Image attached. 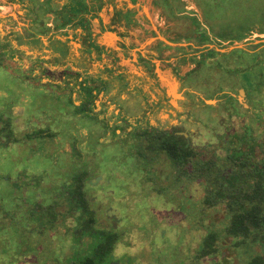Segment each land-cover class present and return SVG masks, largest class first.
<instances>
[{
	"label": "rangeland",
	"instance_id": "374dc122",
	"mask_svg": "<svg viewBox=\"0 0 264 264\" xmlns=\"http://www.w3.org/2000/svg\"><path fill=\"white\" fill-rule=\"evenodd\" d=\"M160 3L171 17L179 19L186 27L185 31L199 34L204 41L178 37L183 41L181 44L188 47L187 56L181 57L178 64L171 58L178 56V52L183 54L184 46L180 44L177 49L176 45H169L165 48L170 52L168 57L161 62L156 60L155 66L151 67L153 78L151 72H142L141 79L130 76V85L116 95L110 92L109 95L96 94L86 112L76 111V106L81 104L80 97L69 102L65 93L72 88L67 85L40 87L37 86L38 79L29 77L32 71L27 74L15 69L17 74L12 75L0 66V117L2 114L9 117L14 128L12 137L18 139L11 142V137L1 141L9 147L0 151L5 154H0V188L7 185L9 173L16 172H25L22 175L25 181L32 173L46 171L49 175L46 184L55 185L59 182V171L68 169L66 166L74 168L85 164L91 170L89 183L95 186V189H88V194L95 201L99 219L104 224H114L121 231L122 244L118 245L114 255L128 254L135 259L131 260L133 264H174L175 251L182 248V253L188 250L191 258L206 228L216 230L221 227V221L211 223L207 216L215 211L221 213V207L207 209L201 206L202 184L184 178L176 180L164 156L152 164L158 175L156 180L164 185L165 197L171 203L159 206L156 212L153 211V195L146 188L149 178L142 170L132 171L140 162L127 154L134 153L135 142L129 130L138 119H145L147 115L146 107L136 108V98L142 95L143 106V99L150 102L156 98L150 89L153 85L155 92H159L158 86L154 87L156 74L174 81L177 85L175 92L180 94L179 98H169L158 109V116L164 125L179 124L178 131L188 133L192 145H219L220 139L215 132L228 138L233 133L241 135L245 127L250 131L247 135L256 141H264V50L248 55L244 51L257 50L264 44V0H160ZM3 21L0 4V26ZM207 48L217 50L212 51V56L207 53ZM231 49L234 51L230 52ZM222 52L226 54L222 55ZM190 53L196 57L205 53L203 56L207 62L195 67ZM213 57L218 58L217 67ZM28 79L37 85L27 83ZM241 85L249 98L236 92L237 89L240 91ZM223 92L235 98L232 107L231 103L224 102ZM127 99L133 100V104L127 107L126 120L121 121L118 112L120 106L127 105ZM177 99L181 103L176 102ZM13 109L16 112L13 113ZM149 119L151 125H156L155 119L151 116ZM211 129L214 133L210 132ZM35 131H41L42 137H26ZM23 195L26 197L28 192L23 190ZM8 203L15 206L10 200H3L1 205L6 208ZM65 223L39 234L36 224L28 221L22 231L20 229L23 236L0 234V246L8 249L5 254L0 253V264H68L73 251L83 247L75 242L69 232L71 227ZM10 228L14 229L9 226L0 232ZM30 229L37 231L32 233ZM229 246L237 256L241 248L233 244ZM219 249L223 250L222 244ZM242 258H235L238 259L235 263L242 264Z\"/></svg>",
	"mask_w": 264,
	"mask_h": 264
},
{
	"label": "trees",
	"instance_id": "16d2710c",
	"mask_svg": "<svg viewBox=\"0 0 264 264\" xmlns=\"http://www.w3.org/2000/svg\"><path fill=\"white\" fill-rule=\"evenodd\" d=\"M83 89L88 91L89 96L86 102L76 106L77 112H86V105L95 97L91 94V89ZM228 98H232L231 95ZM8 118L5 114L0 117V151H6L9 147L1 141L14 136V128ZM40 132L26 134V137H42ZM132 133L135 140L134 153L127 154L140 162L139 167L132 171L142 170L149 178L146 188L153 195L154 212L159 206L171 203L165 197L164 185L156 180L158 175L152 164L161 156L168 160L176 180L184 178L202 184L204 195L201 206L222 209L221 213L215 211L207 214L209 222L221 221V227L216 230L206 228L205 235L201 236L191 258L188 250L182 253L184 248L175 251L177 255L174 264H230V260L236 264L238 259L235 258L242 257V264H264V141L258 142L254 137L248 136L250 131L247 127L241 135L233 133L228 138L220 136V144L211 147L194 146L187 143L181 135L154 129L142 130L140 126H136ZM47 135L50 136L51 133ZM12 141L16 142L18 139L12 137ZM81 164L74 168L66 166L68 169L59 171V182L55 185L46 184L49 180L46 171L32 173L25 181L22 178L25 172L9 173L7 185L0 188V230L9 226L14 229H6L0 234L23 236L20 229L22 231V226L27 225L28 221L36 224L39 234H44L66 222V226L71 227L69 232L75 242L83 247L73 251L68 264H133L131 260L135 259L128 254L115 257V250L122 244L121 231L114 224H104L99 219L95 201L88 194V189H95L89 183L91 170ZM52 188L56 191L51 190ZM23 190L28 192L26 197ZM3 200H10L15 206L8 203L4 208L1 205ZM30 230L32 233L37 231ZM220 244L223 245L222 251L219 249ZM231 244L241 248L237 256L230 250ZM7 250L0 246V253L5 254L4 251Z\"/></svg>",
	"mask_w": 264,
	"mask_h": 264
},
{
	"label": "crops",
	"instance_id": "0c3cea01",
	"mask_svg": "<svg viewBox=\"0 0 264 264\" xmlns=\"http://www.w3.org/2000/svg\"><path fill=\"white\" fill-rule=\"evenodd\" d=\"M0 4L5 70L12 75L17 74L15 69L32 71L29 77L39 84L26 82L40 87L67 85L72 88L65 93L70 103L77 96L81 104L86 102L89 94L84 87L93 95L123 91L130 76L141 79L156 60L167 58L169 45L184 46L183 54L178 52L172 61L178 64L187 56V44L178 38L186 27L165 11L160 0H0ZM156 79L160 82L159 74Z\"/></svg>",
	"mask_w": 264,
	"mask_h": 264
},
{
	"label": "flooded vegetation",
	"instance_id": "af4514ba",
	"mask_svg": "<svg viewBox=\"0 0 264 264\" xmlns=\"http://www.w3.org/2000/svg\"><path fill=\"white\" fill-rule=\"evenodd\" d=\"M157 2H159V1H157ZM191 25V24H190ZM189 25H187V27H188ZM180 36H187V38H189V39H192V40H194V42H201V41H204V40H202V37H200V35L199 34H197V33H191V32H188L187 30L184 32V33H181V35ZM182 38H184V37H182ZM171 40V39H170ZM194 46V45H193ZM195 47H193V49H194ZM208 49V54L209 53H211L210 55H212L213 54V52L212 51H214V52H216V50L217 49H215V48H207ZM264 50V44H261L260 45V47L257 49V50H248V49H244V51L246 52V54L248 55V54H252V53H256V52H262ZM232 51H234L233 49H231L230 50V52H232ZM1 52H2V49L0 48V66L1 67H5V69L6 68H8V64H6V63H4V58H3V56L1 55ZM229 52V53H230ZM206 53V52H205ZM205 53H203V54H199L198 55V57H196L195 56V54H193V56L191 55V57L194 59V62L196 63V65H194L195 67H197L198 65H200L202 62L203 63H205V62H207L206 61V59H205V57L203 56V55H205ZM222 55H225L226 53L225 52H222L221 53ZM204 57V59H201V57ZM213 56V55H212ZM188 57H186L185 59H187ZM191 58V59H192ZM184 59V60H185ZM211 59V58H210ZM212 61L214 62V66L215 67H217L218 66V58L217 57H213L212 58ZM259 62V61H258ZM194 63V64H195ZM202 63V64H203ZM194 67V68H195ZM193 70V69H192ZM21 71V70H20ZM172 71H173V73H175V69L172 67ZM151 75H154L152 72H151ZM154 77V76H153ZM162 81L164 82V83H166L167 85H168V87H169V92L171 91V89H173L174 90V85H175V82L174 81H171L170 79H168V77L167 76H165V75H162ZM182 82V77H180V81H179V83H181ZM152 84V83H151ZM155 86H158V88H159V92H155V90L153 89V85H151L150 86V89H152V91H154V93H155V96H156V98L155 99H152L150 102L147 100L146 101V99H143L145 102V106H143V104H142V101H141V99H142V95H140L141 97L139 98H136L137 99V103H136V108L138 107V106H140L141 108H143V107H146V114L148 115H146V117H144L145 119H138L137 121H136V123L134 124L135 126H140L141 128H142V130H144V129H148V130H157V131H160V132H163V133H173V134H178V135H181V136H183L181 133H182V131H178V128H179V124H176V125H172V126H167V125H164L163 124V120H162V118H160L159 116H158V109H160V107H162V106H164L165 105V103H167L168 102V100H169V98H172L170 95H168L167 94V92H166V87H162L161 86V84H160V82H159V80L158 79H156L155 80V85H154V87ZM240 89H242L243 90V96H244V98H249V95H248V93H247V90L241 85L240 86ZM236 92L237 93H239V89H237L236 90ZM137 93V92H136ZM135 93V94H136ZM142 93H144L143 91H142ZM223 94L225 95L224 97H223V99H224V102L225 103H227V104H230L231 103V107L234 105V103H233V101H235V98L230 94V93H227V92H223ZM146 95H147V93H146ZM228 95H231V97L232 98H228ZM174 98H177V96L176 97H174ZM140 100V101H139ZM185 100V99H184ZM176 102H178V103H181V100L180 99H177V101ZM211 102V101H210ZM171 103L173 104V105H175V103H174V100H172L171 101ZM219 103V102H218ZM133 104V100H128L127 99V105L126 106H120V109H119V117H120V119L119 120H121V121H124V120H126V113L127 112H129V111H127V107L128 106H130V105H132ZM221 105V104H220ZM86 106H88V105H86ZM227 108H228V106H227ZM84 112V111H83ZM151 116V118H153V119H155V121H156V125H151L150 124V119H149V117ZM214 117H212L211 119H213ZM215 120H216V123H217V116H215ZM197 123V122H196ZM135 126H132V128H131V130H129V132L131 133V132H133L134 131V128H135ZM210 132L211 133H214L213 131H212V129L210 130ZM191 133V132H190ZM219 139H220V135L218 134V132H215L214 133ZM187 135H188V133H187ZM248 136H250V135H248ZM132 137H134L133 136V134H132ZM184 137V136H183ZM250 138V137H249ZM134 139V138H133ZM184 139L186 140V142L187 143H189V139H188V137H184ZM132 140V139H131ZM221 140V139H220ZM122 141V140H121ZM258 142H260V141H258ZM121 143H123V142H121ZM123 146V145H122Z\"/></svg>",
	"mask_w": 264,
	"mask_h": 264
},
{
	"label": "water",
	"instance_id": "95a60500",
	"mask_svg": "<svg viewBox=\"0 0 264 264\" xmlns=\"http://www.w3.org/2000/svg\"><path fill=\"white\" fill-rule=\"evenodd\" d=\"M160 83H161L162 86H166V88H167V92H168V91H169V87H168V85H167L166 83H164V82L162 81V78H161V77H160ZM239 92L243 94V90H242V89H240ZM169 94H170V96L173 97V98L176 97V96H177V98L180 97V94H177V93L175 92V87H174V90L171 89V91L169 92ZM181 134H182L184 137H188L187 133H185V132H182Z\"/></svg>",
	"mask_w": 264,
	"mask_h": 264
}]
</instances>
